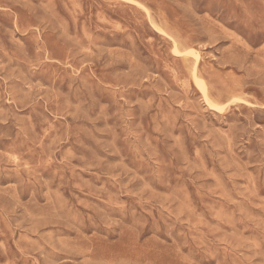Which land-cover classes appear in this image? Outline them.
<instances>
[{"label": "rangeland", "instance_id": "374dc122", "mask_svg": "<svg viewBox=\"0 0 264 264\" xmlns=\"http://www.w3.org/2000/svg\"><path fill=\"white\" fill-rule=\"evenodd\" d=\"M0 264H264V0H0Z\"/></svg>", "mask_w": 264, "mask_h": 264}, {"label": "bare ground", "instance_id": "6f19581e", "mask_svg": "<svg viewBox=\"0 0 264 264\" xmlns=\"http://www.w3.org/2000/svg\"><path fill=\"white\" fill-rule=\"evenodd\" d=\"M164 32V31H163ZM166 35V34H165ZM175 44V43H174ZM177 47L179 48V46L177 45ZM87 51H89V50H87ZM175 51H177V49H176V47H175ZM181 53V52H180ZM183 53V52H182ZM183 54H185V53H183ZM196 57V56H195ZM37 67V66H36ZM194 79H195V81H196V83H197V85L199 86V88L201 89L200 91H202L203 93H204V98H206V101L207 102H209V103H211L212 104V102L210 101V97H209V93H208V87H207V84H206V82L202 79V78H200L198 75H197V73L195 72L194 73ZM22 81V80H21ZM15 84V83H14ZM20 89V88H19ZM23 91V90H22ZM203 95V94H202ZM212 106H214V104H212ZM28 165V164H27Z\"/></svg>", "mask_w": 264, "mask_h": 264}]
</instances>
